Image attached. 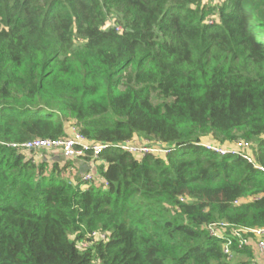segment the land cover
<instances>
[{"label":"trees","instance_id":"1","mask_svg":"<svg viewBox=\"0 0 264 264\" xmlns=\"http://www.w3.org/2000/svg\"><path fill=\"white\" fill-rule=\"evenodd\" d=\"M212 8L0 0V264H253L230 233L264 229V0ZM69 126L107 146L91 181L7 147ZM132 141L169 153L113 148ZM207 141L248 142L253 164Z\"/></svg>","mask_w":264,"mask_h":264},{"label":"built area","instance_id":"2","mask_svg":"<svg viewBox=\"0 0 264 264\" xmlns=\"http://www.w3.org/2000/svg\"><path fill=\"white\" fill-rule=\"evenodd\" d=\"M7 147L14 149L18 152L34 155L37 153H47L51 158H63L65 161H71L80 164L81 166H87L85 162L87 157L92 160H96L101 152L107 148L106 145L89 141L85 138L77 128L69 126L67 136L50 140V139H34L21 144H10ZM113 148L119 151L128 153L137 158L145 157L146 155L165 156L169 153V150L163 147L153 146L147 141H132L114 146ZM252 145L245 141H237L230 145H219L213 142H207L203 144V149L211 154L223 157V156H238L248 163L253 164V158L250 155ZM33 162L35 160L33 159ZM36 163V162H35ZM255 166V165H254ZM260 171L264 172V168L256 166ZM84 181H91L93 175L86 173L83 176ZM228 229L227 224H216L208 228V233L211 237L221 239L225 236ZM231 238L238 239V246H251L255 244V249L264 255V229H232L230 233ZM95 241L105 240L104 236H95ZM78 245L82 246L81 249H85L87 244ZM230 242L224 245V253L230 254Z\"/></svg>","mask_w":264,"mask_h":264},{"label":"rangeland","instance_id":"3","mask_svg":"<svg viewBox=\"0 0 264 264\" xmlns=\"http://www.w3.org/2000/svg\"><path fill=\"white\" fill-rule=\"evenodd\" d=\"M204 2L206 4H208L209 6L213 7L212 9H214V7L218 6L221 2H223V0H204ZM207 23H213V22H217L218 21V18H217V10L215 9L213 12H211L207 18ZM209 142V141H208ZM30 158H32V160L34 159L36 163H39L41 161H46V162H51V156L47 153H43V154H40V153H37V154H34V155H28ZM55 159V158H53ZM69 173L68 176L70 178H75L77 176L76 174V170L75 168L73 167V170H69ZM72 176V177H71ZM74 180V179H73ZM79 249L82 248V246L78 245Z\"/></svg>","mask_w":264,"mask_h":264},{"label":"crops","instance_id":"4","mask_svg":"<svg viewBox=\"0 0 264 264\" xmlns=\"http://www.w3.org/2000/svg\"><path fill=\"white\" fill-rule=\"evenodd\" d=\"M208 142V141H207ZM56 160H58V158H55ZM60 162H65L62 158L60 159ZM102 164V162H96V163H91V164H88L87 166H81L80 164L78 163H71V166H73L74 168H78L79 171L81 172H90L92 175H95L97 174V171H98V168L99 166ZM72 171V170H71ZM83 174V173H82ZM72 177V176H71ZM79 177H81L80 175H77L75 177V180L79 179ZM73 178V177H72ZM100 181V180H99ZM251 249L253 251V255H254V258H253V264H264V255L263 254H260L256 249H255V244L252 243L251 245Z\"/></svg>","mask_w":264,"mask_h":264}]
</instances>
